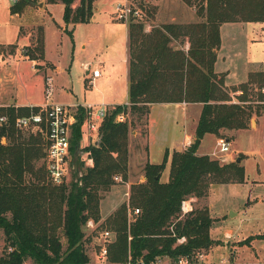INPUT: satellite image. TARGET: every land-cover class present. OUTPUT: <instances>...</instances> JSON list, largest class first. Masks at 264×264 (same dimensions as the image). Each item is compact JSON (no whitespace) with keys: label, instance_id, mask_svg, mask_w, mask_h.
Here are the masks:
<instances>
[{"label":"trees","instance_id":"1","mask_svg":"<svg viewBox=\"0 0 264 264\" xmlns=\"http://www.w3.org/2000/svg\"><path fill=\"white\" fill-rule=\"evenodd\" d=\"M74 1L62 0L64 20L90 21L94 0H80L76 6ZM185 1L196 6L199 20L164 22L150 30L139 17L126 20L130 37L129 101L108 107L97 141L88 145L81 143L86 112L84 107H78L70 149L80 166L73 170L70 180L55 183L49 178L44 160L46 141L41 134L24 133L13 124L0 129V228L7 240L0 264H21L27 259L37 264H91L87 249L91 236L86 233L90 219L99 221L93 231H111L106 239L107 258L117 264L140 258L149 262L157 257L175 261L185 254L207 252L219 243L210 233L214 217L209 206L193 205L184 211L182 202L204 198L214 183L245 179L244 165L198 153V147L207 132L231 140L225 130L247 127L252 116L264 107L257 101L264 99V93L258 88L251 92L253 98L249 97L247 82L241 85L243 95L233 100L225 73L215 69L221 24L264 21V0ZM30 2L12 4L11 12L22 11ZM187 39L190 45L185 49L181 45ZM25 48L31 59L44 58V29L37 33L35 43ZM256 75L251 73L248 81L253 82ZM257 78L259 82L264 80L263 70ZM183 100L200 101L203 107L193 141L171 154L168 179L161 177L169 150L161 162H146L145 180L132 182L129 199L102 220V191L116 182H127L129 176L134 119L127 116L120 120L118 114L142 115L151 102ZM0 109L9 111L12 120L29 112L28 106ZM4 134L6 142L1 140ZM88 157L93 159L92 164H86ZM41 158L43 162L39 164ZM116 174L122 176L120 181L114 178ZM134 207L141 211L130 214ZM182 236L184 241L179 240Z\"/></svg>","mask_w":264,"mask_h":264},{"label":"rangeland","instance_id":"2","mask_svg":"<svg viewBox=\"0 0 264 264\" xmlns=\"http://www.w3.org/2000/svg\"><path fill=\"white\" fill-rule=\"evenodd\" d=\"M47 1L31 0L30 5H26L23 13L19 15L10 12L9 4H12L10 0H0V41L4 42L0 45V101L8 102L15 98L25 102L45 101V78L49 74L54 78L50 95L54 102L71 103L79 100L86 104L99 105L106 93H114V96H117L116 99H125L127 97L124 68L126 55L125 24L108 21L90 28L81 24L73 32L67 31L64 30L63 3L49 4L50 13L45 11ZM119 1L124 0H96L97 17H109L116 13V5ZM76 2H80V0H75ZM128 2L131 10L129 17L136 16L132 14V10L139 9L141 15L136 17L143 19L148 26L149 23L155 22L157 24L170 19L171 16L168 14L171 9L172 12L175 9L179 10L184 4L195 6L185 0H128ZM39 23L43 26L38 27ZM43 28L45 32V54L51 63L42 57L32 60L25 53V46L33 44V38L35 40L37 33ZM93 30L95 37L89 39ZM223 30L225 49L228 55L232 57L229 67L234 72L243 71L247 59L255 61L246 67V70L248 69L247 74L250 72L248 79H250L251 73L257 74L256 78L252 77L253 82L246 81L249 87L248 95L253 98L251 92L256 91L259 87L260 82L257 77L264 62V21H249L246 24L230 22L223 26ZM82 42L86 43L84 48L81 47ZM85 62L91 63L92 67L96 65L101 67L103 76L99 84H93L95 81L86 79L88 74L84 66ZM53 65H56L57 69ZM220 65L222 67V61ZM255 68L257 70L259 68V71L252 72ZM251 103L256 104V101H251ZM79 105L81 104L76 103L73 106L74 110H77ZM125 116L129 115L126 113ZM245 129L225 133L232 136L228 150L221 149L219 137L214 132L204 134L205 137L199 146L202 151L210 152L211 156L219 158L222 162L235 160L244 164L245 158L249 157L245 162L249 180H246L245 177L244 181L227 182L229 183L227 185L214 183L207 196L198 201L192 200L194 206L207 205V201L210 200L212 212L216 215H222V212L227 213L229 205H232L234 210L236 208L245 210L255 199L253 196L259 192L261 196L263 195L261 193L264 192V184H262L264 181L263 107H260L259 113L252 116ZM23 131L27 134L28 131L36 133L33 129ZM85 140L88 141L87 136H85ZM160 151L161 148L156 146L154 152L160 153ZM238 157L241 159L237 160ZM41 162H43V158L38 161L39 164ZM86 164L88 163L86 162ZM132 165L133 182L145 180V177L141 178V174L144 173V164H139V162L136 164L133 161ZM79 166L80 162L75 161L73 155L70 154L69 172L65 180H70L73 170ZM165 177L166 173H163L162 180ZM127 191L129 194L126 193ZM111 195L115 198V205L119 207L122 202L128 199L130 186L116 182L109 189L102 191V198L107 199ZM233 220L236 224L242 225L244 215L240 213ZM104 229L100 228L95 232L89 226L86 228L87 235L91 236L87 242L91 261L94 258L102 261L103 257H100L101 246L107 243L106 238H104ZM218 240L222 243V237ZM6 242L3 229L0 228V256L5 252ZM210 254V260L216 261L213 264H221L219 262L222 258L221 247L211 251ZM105 261L109 262L107 257ZM163 261H167V258Z\"/></svg>","mask_w":264,"mask_h":264},{"label":"crops","instance_id":"3","mask_svg":"<svg viewBox=\"0 0 264 264\" xmlns=\"http://www.w3.org/2000/svg\"><path fill=\"white\" fill-rule=\"evenodd\" d=\"M47 2H48L47 8L45 9V11L50 12L49 4H53L55 2H62V0H57L55 2H50V1H47ZM30 3L26 5H30ZM62 3L65 6L64 2ZM78 3L79 2L75 3L74 1V6H76ZM12 4H9V9ZM24 9L25 7L23 8L22 11L15 12V13L21 15ZM97 10L98 8L96 7V0H94V6H93L94 12H93V15L90 21L66 22L64 20V30L73 32L74 29L79 27L81 24H85L87 25L86 26L87 28H90L91 26L94 27L97 24H104L105 22H108V21L121 22L125 24V27H126V55L124 57L125 58L124 68H125V76H126L125 90L127 92V95H126L127 97L123 100H120V99H116L117 96H114V93H106L105 96H103V99L101 100H102V103L107 105V107L115 105V104H119V103H127L129 101V84H130L129 24L126 20L118 18L116 13H113L109 17L108 16L107 17L106 16L97 17V14H96ZM169 11L170 13L168 15L171 16L170 19L158 22L157 24L155 22L149 23V26L148 24H146V30H150L153 25H158L164 22H194L200 19V16L197 13L196 7L188 5V4L182 5V8L180 7L179 10L175 9L172 12V9H171ZM10 12H11V9H10ZM159 14L158 16H160ZM230 22H240V23L246 24L249 21H243V20L225 21L221 24L220 26L221 45L217 50L218 53H217V59L215 62V69L218 72L225 73V84L226 86H228L233 100H239L240 96L243 95V90H244L241 85L249 80L248 77L250 75V72L247 74L248 69L246 70V67L249 66L250 63H253L255 61L253 60L249 61L247 59L246 66L243 71L239 70L237 72H234L229 67L232 57L228 55L225 49L223 26ZM39 26H43V25L39 23L38 27ZM92 37H95L94 30L90 34L89 39H91ZM35 41L36 39L34 40L33 38V44L35 43ZM3 43H4L3 41H0V45H2ZM173 43H177V42L174 41ZM85 45L86 43L82 42L81 47L84 48ZM189 45L190 43L187 39L185 44L181 46L187 49ZM221 50H222V56H221ZM43 59L45 61H49L48 58L46 57V54ZM32 60H35V59H32ZM221 61H222V67L220 65ZM49 63L51 62L49 61ZM53 66L54 68L57 69L56 65H53ZM84 66L86 67V72L88 74V76H86V79H90L92 77L94 68H100L101 73L99 76L95 77L94 79L95 82L93 83V84L96 83V85L99 84V81L102 79L101 77L103 76L101 67L97 65L95 67H92V64L87 63V62L84 63ZM261 70H263L262 66H261ZM253 71H259V68L258 70L257 68H255L254 70H252V72ZM45 76H46V73H45ZM42 102L44 101L41 100V101L25 102V101H21L15 98L14 100H9L8 102L0 101V104H10L16 107V106H25L29 104H36V103H42ZM76 103L81 104L79 106H82V107H84L83 104H86L79 100L71 102L70 104H76ZM202 107H203V103L200 101H193V102L185 101V100L183 101H154V102L149 103L148 111L142 115H137V114L130 115L129 113H127L130 119H134V124L131 128L130 142H129V176H128L127 182L125 183L122 182V183L124 185L130 186V184L134 181L133 180L134 173L132 172L133 161L136 164L138 162L139 164H144V167H145L146 162L148 161L159 163L163 160L166 151L169 150L170 152L169 159L167 162V166L163 172V173H166V177L164 180H167L169 177V171H170L171 154L173 150L175 149L182 150L186 148L193 141L194 136H195L196 127H197L200 114L202 111ZM245 128L247 127L236 129L233 131H239L241 129L246 130ZM225 131L227 132V130ZM207 133H205V135ZM205 135L202 137V140L205 137ZM85 136L88 137L87 142L85 140ZM230 136L231 134L229 135V138ZM98 137L99 136H97L95 132H89V130L84 126L81 143L82 145H88L90 143L96 142ZM156 146L161 148L160 153L154 152V149ZM198 153L210 154V152L202 151L200 149V146L198 148ZM247 159H249V157L245 158V162ZM86 162H88V160ZM245 162L244 164L242 163V165H244L245 167L246 180H249ZM88 164H92V163L89 162ZM144 177L146 178L145 170H144V173L141 174V178L143 179ZM141 178L140 180H142ZM227 184L229 183H225V185ZM262 184H264V181ZM261 193H263L262 196L260 195V192L257 193L256 196H253L255 199L249 206H247L245 210L243 209L240 210L238 208L234 210V207H232V205H229L227 208V213L222 212V215L214 214L212 212L210 200L207 201V205L209 206L211 215L214 217L213 224L210 228L211 236L217 240L222 237V243L221 242L215 243L206 252V255H207L206 261L209 264L216 263V261L210 260V255H211L210 253L211 251L218 249V247L222 248V258L220 260H228L231 263H239L245 260H252V259L264 260V192H261ZM209 197L210 195L208 196V199ZM100 207H101V214H102L101 219L104 220L105 218H107V216H109L112 212L115 211L117 207L115 205V198L112 195L109 196L107 199H105V197L101 198ZM240 213L244 215V221H243L244 225L236 224L233 220ZM98 223L99 221H94V226H89V225L88 226L91 229H93L96 227ZM221 227H222V231H221ZM107 256H104L102 254V248H101L100 257H103L101 259L102 261H100L97 258H94L91 261V263L117 264L114 262L105 261ZM219 262L221 263V261Z\"/></svg>","mask_w":264,"mask_h":264},{"label":"built area","instance_id":"4","mask_svg":"<svg viewBox=\"0 0 264 264\" xmlns=\"http://www.w3.org/2000/svg\"><path fill=\"white\" fill-rule=\"evenodd\" d=\"M12 3H16L18 0H10ZM131 8V7H130ZM141 9V8H140ZM129 2L128 0L119 1L116 5V15L120 19L128 20L129 13ZM132 14L140 16L141 12L139 9L132 10ZM262 69L264 70V62L262 63ZM101 73L100 68H94L93 74L90 80L94 82L96 76H99ZM54 78L52 75H47L45 78V91H46V100L42 103L29 104L25 105L29 107V112L18 114L12 120L11 114L7 110L0 109V129L7 128L10 124H13L16 128L21 130L33 129L42 135L46 141V154L44 156L46 170L49 178L55 182L60 183L66 179V176L69 172V158L71 153V137H72V125L77 119L76 109L74 110L73 106L75 104L70 103H60L54 102L51 98V92L53 88ZM260 91L264 93V80L260 82L259 87ZM250 101V100H246ZM261 102L264 106V99L257 100ZM10 104H0L1 107H8ZM85 108V118L82 123V134L84 126L89 130V132H95L97 136L100 135V127L104 116L107 111V105L101 103L99 105L88 103L83 104ZM19 107V106H16ZM78 107V106H77ZM264 108V107H263ZM118 119L123 120L126 118L124 113L118 114ZM3 142L7 141V136L4 134L1 138ZM219 143L222 150H228L230 140L227 137H219ZM87 163H93L91 157L86 158ZM86 160V161H87ZM114 178L117 181L122 179L120 174H116ZM129 194V192H126ZM129 199V196H128ZM185 199L182 202V209L184 211H189L193 208L192 200ZM131 213H139L140 207H134L130 209ZM89 226H94V220L90 219L88 221ZM104 238L112 234L111 231L105 230ZM186 238L182 236L179 240L184 241ZM12 249V247H10ZM108 248L106 243L102 246V254L107 256ZM165 258L157 257L154 260L147 262L144 259H137L136 261L129 260L123 264H209L206 261V252L197 251L191 254H185L179 259L172 261L167 258V261H163ZM21 264H37L33 261L25 260ZM221 264H264L262 259H252L245 260L239 263H231L228 260H221Z\"/></svg>","mask_w":264,"mask_h":264},{"label":"water","instance_id":"5","mask_svg":"<svg viewBox=\"0 0 264 264\" xmlns=\"http://www.w3.org/2000/svg\"><path fill=\"white\" fill-rule=\"evenodd\" d=\"M253 120V119H252ZM241 159V157H238V159L237 160H240Z\"/></svg>","mask_w":264,"mask_h":264}]
</instances>
